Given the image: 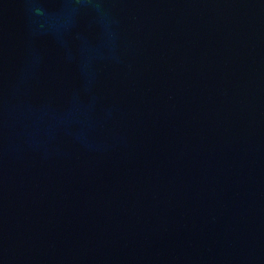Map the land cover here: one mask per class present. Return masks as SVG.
<instances>
[{
    "label": "water",
    "instance_id": "water-1",
    "mask_svg": "<svg viewBox=\"0 0 264 264\" xmlns=\"http://www.w3.org/2000/svg\"><path fill=\"white\" fill-rule=\"evenodd\" d=\"M0 89L264 264V0H0Z\"/></svg>",
    "mask_w": 264,
    "mask_h": 264
}]
</instances>
